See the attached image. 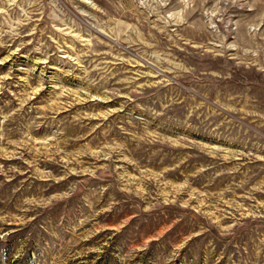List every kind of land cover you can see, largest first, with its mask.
<instances>
[{"label":"rangeland","instance_id":"374dc122","mask_svg":"<svg viewBox=\"0 0 264 264\" xmlns=\"http://www.w3.org/2000/svg\"><path fill=\"white\" fill-rule=\"evenodd\" d=\"M0 264H264V0H0Z\"/></svg>","mask_w":264,"mask_h":264}]
</instances>
